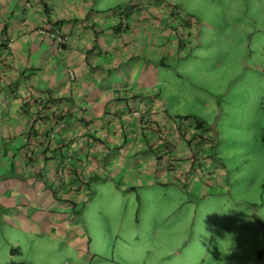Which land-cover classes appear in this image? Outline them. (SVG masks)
<instances>
[{
	"label": "crops",
	"instance_id": "0c3cea01",
	"mask_svg": "<svg viewBox=\"0 0 264 264\" xmlns=\"http://www.w3.org/2000/svg\"><path fill=\"white\" fill-rule=\"evenodd\" d=\"M224 1L244 41L258 26L251 18L247 27L238 6L254 16L251 3ZM201 18L182 0H0V245H10L8 256L39 254L52 237L83 260L84 211L99 180L117 190L130 180L196 195L210 185L227 190L228 165L215 153L230 105L220 101L226 76L243 61L261 77L264 49L218 63L214 78L211 60L227 59L234 35L209 31Z\"/></svg>",
	"mask_w": 264,
	"mask_h": 264
},
{
	"label": "rangeland",
	"instance_id": "374dc122",
	"mask_svg": "<svg viewBox=\"0 0 264 264\" xmlns=\"http://www.w3.org/2000/svg\"><path fill=\"white\" fill-rule=\"evenodd\" d=\"M249 1L254 16L238 6L240 17L247 27L253 26L252 18L258 29L241 41L238 39L243 26L237 23L228 1L182 0L204 17L200 20L210 26L209 31L226 28L229 39L234 35L228 46L230 55L211 60L208 75L213 71L214 78L220 76L213 70L218 63L234 64L242 54L247 58L251 55L246 50L260 55L258 52L264 49V0ZM250 72L243 61L234 64L233 72L226 76L227 92L220 99L230 104L227 118L220 120L221 139L215 148L216 161L229 166L224 176L230 182L227 190L210 185L205 194L201 191L196 195L189 189L143 184L139 180H130L128 186L120 187L123 190H117L99 180L84 211V231L90 236L86 241L88 250L82 248L83 260L66 238L50 237V241H42L43 247L38 243L39 254L35 255L25 251L23 256L12 258L8 256L10 245H0V264H74L75 256L78 264H264V188H259L260 183L264 187V70L260 71L261 77H251ZM235 75L239 81L233 83ZM197 82L204 83L202 79ZM238 164L244 167L239 173L235 169ZM235 172L236 177L231 179ZM9 228L4 229L5 234L14 241L10 236L15 238L17 229ZM106 232L112 235L107 237ZM18 238L25 243L23 236Z\"/></svg>",
	"mask_w": 264,
	"mask_h": 264
},
{
	"label": "built area",
	"instance_id": "2783aa9c",
	"mask_svg": "<svg viewBox=\"0 0 264 264\" xmlns=\"http://www.w3.org/2000/svg\"><path fill=\"white\" fill-rule=\"evenodd\" d=\"M58 39H59V40H62L59 36H58Z\"/></svg>",
	"mask_w": 264,
	"mask_h": 264
}]
</instances>
